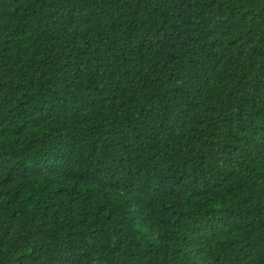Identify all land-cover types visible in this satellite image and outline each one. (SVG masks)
<instances>
[{"label":"trees","instance_id":"1","mask_svg":"<svg viewBox=\"0 0 264 264\" xmlns=\"http://www.w3.org/2000/svg\"><path fill=\"white\" fill-rule=\"evenodd\" d=\"M0 264H264V0H0Z\"/></svg>","mask_w":264,"mask_h":264}]
</instances>
